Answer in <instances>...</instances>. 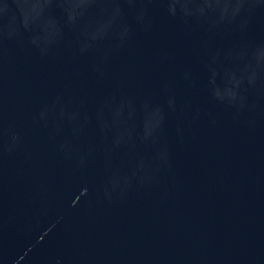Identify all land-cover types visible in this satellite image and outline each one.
Masks as SVG:
<instances>
[{
  "label": "water",
  "instance_id": "1",
  "mask_svg": "<svg viewBox=\"0 0 264 264\" xmlns=\"http://www.w3.org/2000/svg\"><path fill=\"white\" fill-rule=\"evenodd\" d=\"M0 264H264V0H0Z\"/></svg>",
  "mask_w": 264,
  "mask_h": 264
}]
</instances>
